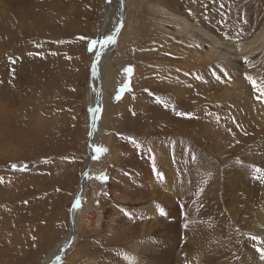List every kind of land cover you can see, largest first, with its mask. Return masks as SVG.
<instances>
[{"label":"rangeland","instance_id":"1","mask_svg":"<svg viewBox=\"0 0 264 264\" xmlns=\"http://www.w3.org/2000/svg\"><path fill=\"white\" fill-rule=\"evenodd\" d=\"M104 3L114 4V14L115 0H0V264H43L64 245L86 175L73 239L56 264H161L149 252L147 258L132 253L131 245L142 239L159 244L166 218L178 227L197 223L196 209L201 224L233 222L232 257L215 264H240L245 243L264 248V229L252 219L264 213V122L256 119L264 115V0H125V22L101 64L93 162L84 173ZM113 25L111 19L106 28ZM202 29L245 50L236 60L222 58L229 66L220 67L215 48L194 37ZM238 94L260 103L250 110L255 118L238 115L228 97ZM242 157L253 160L246 163L253 175L246 182L241 171L245 188L238 200L233 195L229 217L212 196L218 194L220 206L230 195L236 182L229 174ZM216 168L223 172L219 179ZM156 169L164 170L163 179ZM101 175L108 179L96 178ZM151 175L157 185L138 190ZM183 192L189 210L181 209L173 222L172 210L157 212ZM124 213L129 220L120 222ZM174 263L187 264L178 254Z\"/></svg>","mask_w":264,"mask_h":264},{"label":"bare ground","instance_id":"2","mask_svg":"<svg viewBox=\"0 0 264 264\" xmlns=\"http://www.w3.org/2000/svg\"><path fill=\"white\" fill-rule=\"evenodd\" d=\"M122 2H123V13L121 14V3ZM105 6H106V13H105L104 21L106 20L105 21L106 23L103 24V26H102L103 29L105 30V33L102 36L100 48L97 50V51H100V50H102V51H101V53L98 54V57L93 64L92 84L90 87V95H88L89 96L88 97V101H89L88 106L90 107V111H89L90 114L89 115L91 118L93 117L95 119H97V115L95 112L96 108H97V93H99V91L101 89V86H98V88H97V83L99 84V81L103 78V73H102L103 70L101 68V64L103 63L102 61H104L105 58L108 59L109 53L111 52V49L113 48L115 41L117 40L113 36L114 30L117 27V21L119 20V18H122L123 19L122 24H123L125 22V17H126L125 0H115V8H114V11L112 10L114 12V14H110L111 7L112 6L114 7V4L110 7L108 4H105ZM16 19H17V17H16ZM111 19H114V25L109 30L106 27H107V24L110 22ZM5 21H7V20H5ZM4 29H6V28H4ZM193 32H194V37L198 42L205 43L209 47L216 49V50L212 49V52L216 57L217 56L219 57V59H220L219 60V66L220 67H224L226 65L229 66V63L226 64L225 62H222V60H221L222 58H224L227 62L228 61L230 62V60H232L233 58H235L234 60H236L237 55H239V53H241V51L245 50V48L236 49V47L233 45V43L228 45V44H225L224 42H220L219 39L215 35L209 34L210 32L208 30L202 29L201 31H193ZM109 34L113 37L112 42H106V37ZM207 34H209V35H207ZM232 75H234V73ZM235 78H233V80H232L233 82L236 81ZM95 92H96V94H95ZM225 92H226L225 96H227L228 90H226ZM244 94L243 95L238 94V95H236V97H234V96H228V97H229V99L233 100V104L237 103L238 106L237 105L236 106L240 107V108L236 107V111H237L238 115L239 114L240 115L241 114L246 115L245 117H243V115H242L243 119L251 120V119L255 118V116H253V113L250 112V110H252L251 108H253L254 104L259 107L260 103L257 102L256 100L251 101V98H249L248 96H246ZM3 95H4V93H3ZM212 97L214 99L218 98V97L221 98V97H223V94L219 95L218 97H216V95H214V94H211L209 99H211ZM236 101H238V102H236ZM101 103H102V100H101ZM1 109H3V112L7 110V108H5V107H3ZM233 110H234V108H233ZM263 111H264V108H263ZM249 115H251V116H249ZM256 119L258 120L259 123L264 122V115H263V117H262V115H261V117H256ZM98 123H99V120H98ZM96 124L93 125V129H92L91 134H90V147H92V139H94L95 135H96V131H97ZM233 130H234V128H233ZM221 133L222 132H219V138L222 139L224 143H228V141H230L229 138L223 137L224 135L220 136ZM224 138H226L227 140ZM161 156H162V154H161ZM163 157L164 156H162V157L159 156L158 161H164ZM250 160H252V159L244 160V157H242V158H240L241 163H239V164L237 163V165L235 164V169H234L235 174H229V176H230V182L231 181L236 182V187L234 189H230V192H231L230 195L228 197H226L225 201L220 206H219L220 200H219L218 194L215 193L212 196V197H216V198H213V200L216 202V204L218 205V208L221 210V212L226 214L229 217H230V214H231V212L234 208V205L236 203L233 200V195L236 194V200H238L239 197L237 195L239 192V188H242V189L245 188L243 185L244 179H243V176L241 174V171L244 170L245 176L249 175V174L253 175V170H251L249 167L250 165L248 166V164H246V163H251ZM262 160H264V159H262ZM87 162H88V159L86 161L85 166L87 165ZM216 162L217 161L213 162L214 165L216 164ZM220 168H216L217 169L216 175H217L218 179L221 178V176L223 174V172ZM163 171L164 170H162L159 173V175L162 177H163V175H162ZM185 175H187V174H185ZM88 178H89V175H86L79 182L80 183L79 187L82 189V191L85 187V184H86V181ZM245 178H246V182H247V181H249L250 177L246 176ZM152 181L153 180L149 181L150 186L151 185L153 186L154 184H156V183H153ZM153 189H155V188H153ZM186 197H187V195L185 194V192H183V194L181 196L173 195V199H170L171 203H169L167 201V199H165V200L163 199V201H162L163 204L169 203L167 205L169 207H165L167 210L166 211L164 210L163 212L166 213L170 209L173 211V214L175 213L174 216L171 217L172 222H173V220L176 219V217L178 215H180L179 211L181 209L182 210L185 209V211L189 210V208L186 207V205L188 203L186 200ZM239 201H240V199H239ZM240 203L243 205L244 199H241ZM77 207H78V205H77ZM77 207L75 208V211L77 210ZM195 212H197V209L195 210ZM195 212L193 213V220H196L197 223H194L191 220H187L185 222H178V224L180 225V227H178L177 222L171 223L166 218V220L168 222L162 221L160 226H159V228H162L161 231L159 232L161 235V238H159V239L160 240L162 239L159 244L157 242H155V243L151 242L150 239H147L146 241H143V239L142 240L138 239L139 240L138 242L135 241V243H133L131 245V252L135 254L134 250L140 251V252H142V255L146 258H147V253L149 252L155 257L159 256L161 264H171L172 261L175 259L177 254L180 257H182L186 261L187 264H215L217 260L223 258L225 255H227L226 260H228L230 257H232V253L234 252V243L233 242L235 240V235H236L235 234V225L233 224V222L231 220H227V219L223 220V221H217L214 218H209L207 221L203 222L204 224H201L200 220L202 221L203 213L199 210L197 213V216H196ZM242 212L244 213L245 216L248 215L246 208L245 209L243 208L241 213ZM74 214L76 215V212H74ZM113 214H114V212H113ZM126 215L127 214L124 213L123 216H126ZM129 216H130V214H128L127 217H123L124 219L122 218L123 220L121 219L120 222H125L126 218L128 221ZM111 217H113V216H111ZM252 219H254V220L257 219L258 221H260L258 226L264 229V213L263 214L259 213V214L253 215ZM110 221L112 222L113 220H109V222ZM191 223H192V226H191ZM183 224H185V225L187 224V226L183 227ZM190 226H191V229H190ZM74 227L76 230V225ZM165 239L167 241H165ZM68 240H69V238H68ZM68 240L66 242H64L63 243L64 245H61L60 248L58 247V250H56L55 253L50 254V256L45 260V262L43 264H48V262H50V259H52L51 261L59 259L62 255V253L64 251L66 252V250L68 248V247L66 248V244H67ZM178 244H179V248L177 247L175 249V246ZM65 252H64V254H65ZM64 254L62 257L63 259H64ZM255 254H256L255 261H251L249 259V257L251 258V256H254ZM56 255L57 256L59 255V256L57 257ZM216 255H218V256H216ZM55 256H56V258H55ZM259 257H260V253L257 252L256 250H253L252 248L249 247V244L245 243V245L242 247V250H241L240 264H264V260H262V259L257 261V259ZM53 258H55V259H53ZM189 259H191V262H189ZM57 262H59V261H57ZM137 262H139V260ZM137 262L136 263L133 262L132 264H142V263H137ZM112 263L114 264V262H112Z\"/></svg>","mask_w":264,"mask_h":264},{"label":"water","instance_id":"3","mask_svg":"<svg viewBox=\"0 0 264 264\" xmlns=\"http://www.w3.org/2000/svg\"><path fill=\"white\" fill-rule=\"evenodd\" d=\"M123 13V2L121 3V14ZM122 21L123 19L122 18H119V20L117 21V27L115 28L114 30V33H113V36L114 38H116L121 26H122ZM102 50L100 51H97L95 56H94V59H93V63L95 62V60L97 59L98 57V54L101 53ZM96 124V119L95 118H91V121H90V130H89V134H88V138H87V151H88V162H87V165L85 167V170H84V173L87 172V170L90 168L92 162H93V151L90 147V134H91V131L93 129V125ZM81 194H82V189L80 188L78 190V193L76 195V197L74 198V201L72 203V206H71V210H70V216H71V229H72V232L70 234V238L66 244V248L69 246V244L71 243L72 239H73V234L75 232V224H74V221H73V215H74V212H75V208L77 207L78 205V201L81 197ZM65 252V251H64ZM64 252L62 253L61 257L59 259H56V260H53V261H50L48 262V264H56L57 261H61L62 260V257H63V254Z\"/></svg>","mask_w":264,"mask_h":264},{"label":"snow or ice","instance_id":"4","mask_svg":"<svg viewBox=\"0 0 264 264\" xmlns=\"http://www.w3.org/2000/svg\"><path fill=\"white\" fill-rule=\"evenodd\" d=\"M113 41V37L109 34V35H107V37H106V42H112ZM129 71H131V69H129ZM246 79H248L250 82H251V84H252V86L255 88V87H258L257 86V84H256V81L251 77V76H246ZM97 151H104L103 149H97ZM13 167H15V165H13ZM255 171H257V172H259L260 171V169H255ZM159 175V174H158ZM97 179H99V180H101V181H106L107 179H108V177L106 176V175H101V176H98V177H96ZM161 179H163V177L161 176L160 177ZM160 214L161 215H164V212H163V210L161 209L160 210ZM251 239L253 240V241H255V240H257V239H260L259 237H257V236H252L251 237ZM262 243H264V240H262ZM257 251L260 253V258L262 259V260H264V248H257Z\"/></svg>","mask_w":264,"mask_h":264},{"label":"crops","instance_id":"5","mask_svg":"<svg viewBox=\"0 0 264 264\" xmlns=\"http://www.w3.org/2000/svg\"><path fill=\"white\" fill-rule=\"evenodd\" d=\"M156 158H157V156H156ZM150 162H151V161L148 162V167H149V163H150ZM155 165H156L157 167H159L157 161L155 162ZM144 171H147V168H146ZM157 171H158V169H156V172H157ZM160 172H161V171L159 170V172H157V173H160ZM167 172H168V171H167ZM151 173H153V172H151ZM153 178H154V176L151 175L150 179L147 180L146 183H144L143 186L140 187L138 190H140L141 188L145 187L146 185H147V186H150L149 181L153 180ZM144 185H145V186H144ZM161 208H162V206H160L159 209L157 210L158 213H160ZM118 214H120V213H118ZM127 216H128V214L126 215V217H127ZM141 219H143V217H141ZM126 222H127V218H126Z\"/></svg>","mask_w":264,"mask_h":264}]
</instances>
